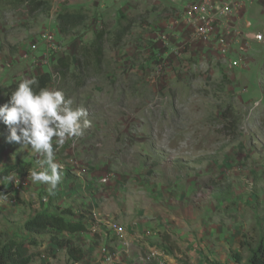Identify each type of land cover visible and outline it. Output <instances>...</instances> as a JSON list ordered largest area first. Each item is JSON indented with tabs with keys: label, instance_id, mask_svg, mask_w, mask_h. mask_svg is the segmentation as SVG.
Instances as JSON below:
<instances>
[{
	"label": "rangeland",
	"instance_id": "obj_1",
	"mask_svg": "<svg viewBox=\"0 0 264 264\" xmlns=\"http://www.w3.org/2000/svg\"><path fill=\"white\" fill-rule=\"evenodd\" d=\"M67 1L31 11L0 0V107L14 83L49 72V89L85 107L92 121L82 136L56 146L62 181L49 195L48 184L19 171L25 164L41 170L44 157L9 143L0 118L1 240L22 242L32 264H104L103 248L112 257L107 264H244L240 243L252 247L264 234V0H242L233 23L241 34L224 57L214 45L192 42L182 9L156 1L126 13L109 8L106 16L87 10L85 24L64 36L55 7ZM122 14L132 25L116 45ZM100 30L107 32L102 67L77 72L80 47ZM47 34L58 48L37 69L32 56L42 55ZM36 41L38 50L29 52ZM60 57L73 61L65 76L55 68ZM12 173L19 185L6 179ZM55 206L91 226L55 233L84 251L81 262L68 259L52 232L24 228L35 212ZM101 220L117 223L123 236ZM150 249L156 258L147 261Z\"/></svg>",
	"mask_w": 264,
	"mask_h": 264
},
{
	"label": "trees",
	"instance_id": "obj_2",
	"mask_svg": "<svg viewBox=\"0 0 264 264\" xmlns=\"http://www.w3.org/2000/svg\"><path fill=\"white\" fill-rule=\"evenodd\" d=\"M17 3H26L30 6L31 11L36 10H48L51 7V0H14ZM57 23L59 32L66 36L73 33V31L85 24L89 19V12L85 9L73 10L66 5L60 9L57 14ZM132 25V20L130 16L122 14L119 18L118 27L113 32L114 43H122L123 38L130 32ZM107 37V32L105 30H100L96 33L95 38L90 44L82 45L79 50V55L76 57L75 70L80 72V67L87 70H99L102 67L104 60V43ZM71 66H73V61L69 57H60L57 60L55 68L62 71L65 76ZM38 79L39 84L34 85V90L39 92L41 88H49L52 83V74L49 72H44L33 76ZM31 77V78H33ZM30 78V79H31ZM22 81V80H21ZM14 83L4 96V103L11 106V95L18 88V84L21 82ZM2 105V106H3ZM227 110L225 114H227ZM56 148V146H54ZM19 169L21 174H28L32 165L25 164ZM55 212L50 210L35 212L31 217H29L25 223L24 228L32 233H44L52 232V241L59 248H66L68 259L74 263L81 262L84 258V251L79 249L71 239L60 238L55 235L57 232L76 234L83 233L89 230L86 223L82 221H72L67 219L66 216L73 217L75 212L71 208H62L60 206H55ZM254 246H250L248 243L245 244L244 241L240 243L241 249H246L248 256L244 261V264H264V234H258L257 238L254 240ZM28 251L24 248L22 242L17 241H7L3 242L0 238V264H32L31 258L27 255ZM236 261L238 263L243 262V258L238 252H234Z\"/></svg>",
	"mask_w": 264,
	"mask_h": 264
},
{
	"label": "clouds",
	"instance_id": "obj_3",
	"mask_svg": "<svg viewBox=\"0 0 264 264\" xmlns=\"http://www.w3.org/2000/svg\"><path fill=\"white\" fill-rule=\"evenodd\" d=\"M39 81L24 78L11 95V106L0 107V118L10 129L9 143L31 146L35 153L44 157L39 163L41 170L30 169L29 180L49 185V195H54L62 181L63 165L56 162L54 146L62 147L66 140L80 137L92 126L89 112L83 106L73 107L74 101L61 90L41 88L34 90ZM8 181L20 179L12 173Z\"/></svg>",
	"mask_w": 264,
	"mask_h": 264
},
{
	"label": "built area",
	"instance_id": "obj_4",
	"mask_svg": "<svg viewBox=\"0 0 264 264\" xmlns=\"http://www.w3.org/2000/svg\"><path fill=\"white\" fill-rule=\"evenodd\" d=\"M178 3L182 0H171ZM242 0H188L184 9V24L192 30V42L199 41L204 45H214L221 56H226L233 49L234 39L241 34L239 29L234 25V18L239 16ZM253 39L257 41L263 40V35L255 33ZM44 44L46 45L42 55L32 56L34 67L42 69L47 66L50 61V53L56 51L58 45L53 34L45 35ZM37 41L32 43L29 52L38 50ZM244 50V47H241ZM27 55V54H26ZM240 61L235 60L237 65ZM1 203V201H0ZM108 228L119 236H123L121 227L110 220L104 221ZM149 235V232H146ZM146 257L147 261L155 259V251ZM106 255L104 264L110 263L112 257L108 256V251L103 248Z\"/></svg>",
	"mask_w": 264,
	"mask_h": 264
},
{
	"label": "crops",
	"instance_id": "obj_5",
	"mask_svg": "<svg viewBox=\"0 0 264 264\" xmlns=\"http://www.w3.org/2000/svg\"><path fill=\"white\" fill-rule=\"evenodd\" d=\"M54 1L57 3V0H54ZM153 1H156L159 4H166L165 6H167L168 8H172L174 10H181V9L183 10L186 3L188 2V0H182L181 2H178V3L172 2L171 0H68L65 5L71 9L83 8L88 11L96 12L98 16H101V15L106 16L109 8L114 9L115 14L122 13V12L126 13L129 10L131 11L135 8H138L141 5L140 2H143V5L145 7L146 2L150 4ZM55 9L59 13L61 8H58L57 6L55 7ZM235 19H237V17L234 18L233 22L238 24V22H236ZM237 21H239V18L237 19ZM247 23L249 25V22ZM101 221L104 222V220H101ZM87 226L88 228L89 227L91 228L90 224H87ZM103 227H104L103 224L99 226L100 229H102ZM146 232L150 233L149 230H147ZM150 235L151 234H149L148 236ZM207 256H210V254L207 253Z\"/></svg>",
	"mask_w": 264,
	"mask_h": 264
}]
</instances>
